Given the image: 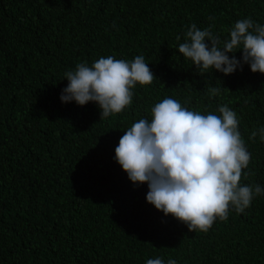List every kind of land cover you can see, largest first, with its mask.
Here are the masks:
<instances>
[{
    "label": "trees",
    "instance_id": "16d2710c",
    "mask_svg": "<svg viewBox=\"0 0 264 264\" xmlns=\"http://www.w3.org/2000/svg\"><path fill=\"white\" fill-rule=\"evenodd\" d=\"M248 17L264 25V0H0V264H264V194L190 231L115 159L125 131L164 98L202 114L226 105L251 154L240 184L264 188V141L249 139L264 127V73L201 74L178 51L192 24L223 41ZM138 55L156 78L121 113L101 119L96 102L61 100L78 63Z\"/></svg>",
    "mask_w": 264,
    "mask_h": 264
},
{
    "label": "clouds",
    "instance_id": "9594fccd",
    "mask_svg": "<svg viewBox=\"0 0 264 264\" xmlns=\"http://www.w3.org/2000/svg\"><path fill=\"white\" fill-rule=\"evenodd\" d=\"M214 19V17H209ZM177 40L181 37L177 36ZM211 40V46L205 43ZM242 50V62L235 53ZM178 51L202 74L215 69L233 74L243 64L253 73H264V25L251 17L239 20L230 38L221 41L209 30L192 24ZM233 54V55H229ZM68 81L61 100L79 105L96 102L101 119L121 113L132 104L137 84L149 85L156 78L142 55L132 61L101 57L91 66L78 63L65 72ZM210 94H219L210 88ZM151 120L142 118L129 127L115 148V159L134 184L148 185L146 200L165 216L186 224L190 231L207 232L217 219L226 221L230 208L243 213L255 196L264 194L259 185H241L251 160L239 131L237 113L228 106L220 115L189 110L173 98H164L152 109ZM264 141V127L251 133ZM146 264H165L162 258ZM167 264H177L169 259Z\"/></svg>",
    "mask_w": 264,
    "mask_h": 264
}]
</instances>
